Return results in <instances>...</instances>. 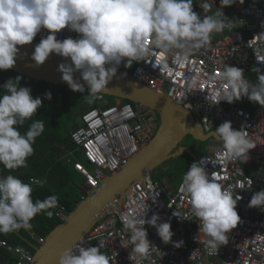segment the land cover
Listing matches in <instances>:
<instances>
[{
  "label": "clouds",
  "instance_id": "obj_1",
  "mask_svg": "<svg viewBox=\"0 0 264 264\" xmlns=\"http://www.w3.org/2000/svg\"><path fill=\"white\" fill-rule=\"evenodd\" d=\"M236 2L220 0V10L201 20L193 11V0H0V70L15 66L20 51L18 46L31 44L38 33L48 30L49 34L41 37L32 53L34 66L43 65L52 53L64 57L65 62L57 69L62 73V81L73 92L80 93L85 92L86 84L87 95L83 98L86 103L93 104L102 98L100 94L116 76L121 63L130 68L134 62L144 61L146 56L159 51L173 53L172 64L182 65L195 51L210 44L213 33L230 27L222 9ZM199 6L205 13L211 8L207 2ZM66 28L77 33V38L57 39L56 34ZM259 36L260 44L264 45V33ZM252 48L257 61L264 63V47ZM159 69L162 74L172 71L166 61ZM256 71L259 75L252 83L244 78L243 69L227 65L220 79L230 91L217 103L231 104L246 96L249 101L264 106V72L260 68ZM21 79V76L9 78L0 93V164L7 170L27 166V159L34 153L33 144L44 131L42 120L32 121L23 134L19 131V127L31 120L42 106L40 97L33 98L31 89L20 85ZM197 83L194 78L189 87ZM45 98L51 100L50 91L45 93ZM214 135L223 142L229 158L248 157L249 150L256 146L242 128L234 129L230 121L216 127ZM202 165L203 161L191 164L182 177L180 191L190 198L191 213L199 221V232L204 234L206 246L218 250L228 243L227 234L240 221L236 211L240 197L234 198L232 186L225 188L217 182L215 172L210 177ZM43 183L35 179L24 182L11 174L0 176V233L21 228L30 230V221L41 212L48 218L53 217L50 209L59 206L56 195L43 200L33 201L32 198V184L42 186ZM248 207L264 211V190L253 194ZM120 219L131 234L130 259L133 253L146 258L153 246L147 239L145 224L156 228L164 244L172 243L179 248L184 243L172 240L174 233L170 223H159L160 217L156 214L150 219H138L125 213ZM58 264L111 262L101 247L86 246L82 242L75 249L64 250Z\"/></svg>",
  "mask_w": 264,
  "mask_h": 264
},
{
  "label": "built area",
  "instance_id": "obj_2",
  "mask_svg": "<svg viewBox=\"0 0 264 264\" xmlns=\"http://www.w3.org/2000/svg\"><path fill=\"white\" fill-rule=\"evenodd\" d=\"M205 2L211 5L207 13L199 6ZM219 7L218 0H193V11L201 20L206 15H214ZM222 10L230 27L213 33L210 44L195 51L182 65L172 64L173 53L154 51L144 61L132 64L129 77L135 84L153 93L165 94L181 106L204 134L215 133L221 123L230 121L234 129L242 128L250 142L256 145L249 150V158H229L223 142L211 138L206 152L195 160L203 161L202 166L210 177L215 172L217 182L225 188L232 186L234 198L240 197L236 207L240 221L227 234L228 243L218 250L206 246V238L199 232V221L191 213L190 198L180 191L182 181L177 190H173L163 182H154L145 176L130 186L120 203L109 206L72 249L82 242L86 246L101 247L111 264H264V211L248 207L253 194L264 190V106L249 101L246 96L231 104L217 103L224 98L225 92L230 91L220 79V73L227 65L243 69L244 78L252 83L259 75L256 68L264 72V63L257 61L252 48L264 47L259 36L264 33V0H243V3L237 0ZM48 34V30H42L32 43L38 44L41 37ZM56 35L59 40L78 36L67 28ZM165 61L172 71L162 74L159 66ZM123 66L121 63L119 71H123ZM194 78L198 83L189 87ZM100 95L102 98L96 103L104 107L88 109L78 116V127L70 134L73 149L65 154L67 161L73 162V170L83 179V187L88 192L99 188L107 176L139 154L157 128L156 113L152 110L139 109L119 100L106 106L105 95ZM76 150L82 154L85 164L74 157ZM37 186L39 184H32L33 188ZM125 213L138 219L158 215L159 223H170L174 233L172 240H182L183 245L176 248L172 243L164 244L156 228L145 224L147 239L153 246L146 258L133 253L130 259L131 234L124 229L120 219ZM65 215L64 207H60L56 216L62 221ZM36 242L42 245L44 239L38 238ZM0 248L16 258L15 264L32 261L29 252L10 246L4 240H0Z\"/></svg>",
  "mask_w": 264,
  "mask_h": 264
},
{
  "label": "water",
  "instance_id": "obj_3",
  "mask_svg": "<svg viewBox=\"0 0 264 264\" xmlns=\"http://www.w3.org/2000/svg\"><path fill=\"white\" fill-rule=\"evenodd\" d=\"M35 46L34 43L18 46L20 51L16 64L8 71L34 82L69 88L68 84L62 81V73L57 71L59 64L65 62V58L52 53L43 65L35 67L31 59ZM75 76L79 77V73ZM81 83L84 82L81 80ZM85 90L87 91L86 84ZM101 94L152 110L158 116V129L139 154L107 176L99 188L92 190L72 212L62 218V223L57 225L45 237L44 243L36 249L30 264H58L59 256L64 250L72 249L90 231L96 220L104 215L109 206L123 200L125 189H129L136 181H142L145 176L150 177L151 173L166 161L189 154L188 146H180L184 138H192L195 142L218 139L214 133L204 134L197 122L165 94H156L144 86L135 84L125 72L117 71Z\"/></svg>",
  "mask_w": 264,
  "mask_h": 264
},
{
  "label": "trees",
  "instance_id": "obj_4",
  "mask_svg": "<svg viewBox=\"0 0 264 264\" xmlns=\"http://www.w3.org/2000/svg\"><path fill=\"white\" fill-rule=\"evenodd\" d=\"M220 2V0H218ZM21 76L8 70H0V93L2 86L9 79ZM20 85L29 87L33 98L40 97L42 106L37 109L36 114L19 127V131L23 134L27 131L32 121L42 120L44 122L43 133L36 138L33 144L34 153L27 159V166L15 170H7L0 164V176L14 175L24 182L30 178L43 181V185L33 188V201L43 200L49 195L58 197L59 206L50 209L54 212L52 218H48L45 213L37 214L30 223V230L11 232L8 234L0 233V240L6 241L10 246L19 247L34 255L36 249L40 246L36 239L45 238L57 225L61 224V220L56 216L60 207H64L66 214H69L82 200L87 197V193L82 191L84 186L83 179L73 170V162L67 161L65 154L73 149L70 134L78 127V116L82 112L99 107L96 102L89 104L85 102L84 93L73 92L70 88L48 84L45 82H34L28 78L21 76ZM51 92L52 98H45L46 92ZM104 97V100L107 99ZM112 99V103L108 100L106 106L114 105L116 98ZM122 103H130L125 100H119ZM132 106H136L130 103ZM88 105V106H87ZM87 106V107H86ZM84 107V108H83ZM100 107H104L101 105ZM158 121V116L156 114ZM206 152V151H205ZM204 153H200L202 155ZM199 155V156H200ZM74 157L84 163V159L79 150L74 152ZM85 164V163H84ZM154 180V179H153ZM152 180V181H153ZM171 181V176H168ZM154 182L161 183L160 180ZM16 258L10 253L0 248V264H15Z\"/></svg>",
  "mask_w": 264,
  "mask_h": 264
},
{
  "label": "rangeland",
  "instance_id": "obj_5",
  "mask_svg": "<svg viewBox=\"0 0 264 264\" xmlns=\"http://www.w3.org/2000/svg\"><path fill=\"white\" fill-rule=\"evenodd\" d=\"M132 68L133 66H131L130 68H126L123 66V71L127 75H129L132 71ZM106 98L107 99H105V101L108 100L109 103H112L111 98H109L108 96ZM139 106L136 105V107H138L139 109L143 108ZM156 124L158 128L159 120L157 121V118H156ZM155 133L152 132L151 135H154ZM208 143H209V140L204 141V142H195L192 138H189V137L184 138V140L182 141V144L183 146H188L190 148V153L185 154L184 156L176 157L174 159H170L166 161L163 165H161L159 168H157L151 173V180L153 179L160 180V182H163L165 186H167V188L177 190L178 186L180 185L182 181L183 175L191 167V164L195 162L196 158L199 157L200 153H205V149ZM80 161H82V159ZM169 175L171 176V181L168 180ZM82 191L84 193H87V196L90 193L84 187H82Z\"/></svg>",
  "mask_w": 264,
  "mask_h": 264
},
{
  "label": "bare ground",
  "instance_id": "obj_6",
  "mask_svg": "<svg viewBox=\"0 0 264 264\" xmlns=\"http://www.w3.org/2000/svg\"><path fill=\"white\" fill-rule=\"evenodd\" d=\"M118 72H119V69L117 70ZM152 139V138H151ZM147 146V145H146ZM120 183V182H119ZM128 190V189H127ZM127 190L125 189L124 190V192H125V194H126V192H127ZM125 194H124V197H125ZM124 197H123V199H124Z\"/></svg>",
  "mask_w": 264,
  "mask_h": 264
},
{
  "label": "flooded vegetation",
  "instance_id": "obj_7",
  "mask_svg": "<svg viewBox=\"0 0 264 264\" xmlns=\"http://www.w3.org/2000/svg\"><path fill=\"white\" fill-rule=\"evenodd\" d=\"M159 125V124H158ZM180 146H183V144L181 143V145Z\"/></svg>",
  "mask_w": 264,
  "mask_h": 264
},
{
  "label": "crops",
  "instance_id": "obj_8",
  "mask_svg": "<svg viewBox=\"0 0 264 264\" xmlns=\"http://www.w3.org/2000/svg\"><path fill=\"white\" fill-rule=\"evenodd\" d=\"M150 178H151V175H150Z\"/></svg>",
  "mask_w": 264,
  "mask_h": 264
}]
</instances>
